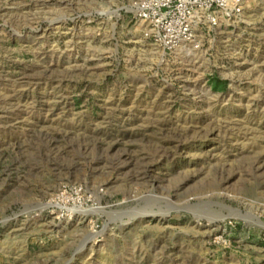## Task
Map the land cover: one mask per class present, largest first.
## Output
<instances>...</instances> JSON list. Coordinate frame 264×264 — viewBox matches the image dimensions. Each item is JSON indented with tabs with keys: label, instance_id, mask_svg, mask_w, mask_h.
<instances>
[{
	"label": "rangeland",
	"instance_id": "1",
	"mask_svg": "<svg viewBox=\"0 0 264 264\" xmlns=\"http://www.w3.org/2000/svg\"><path fill=\"white\" fill-rule=\"evenodd\" d=\"M133 1L0 0V264H264V0L174 52Z\"/></svg>",
	"mask_w": 264,
	"mask_h": 264
},
{
	"label": "built area",
	"instance_id": "2",
	"mask_svg": "<svg viewBox=\"0 0 264 264\" xmlns=\"http://www.w3.org/2000/svg\"><path fill=\"white\" fill-rule=\"evenodd\" d=\"M132 9L145 36L166 52L199 47L202 28L216 29L240 20L244 0H134Z\"/></svg>",
	"mask_w": 264,
	"mask_h": 264
},
{
	"label": "bare ground",
	"instance_id": "3",
	"mask_svg": "<svg viewBox=\"0 0 264 264\" xmlns=\"http://www.w3.org/2000/svg\"><path fill=\"white\" fill-rule=\"evenodd\" d=\"M250 220V219H249ZM252 221H254V220H252Z\"/></svg>",
	"mask_w": 264,
	"mask_h": 264
}]
</instances>
